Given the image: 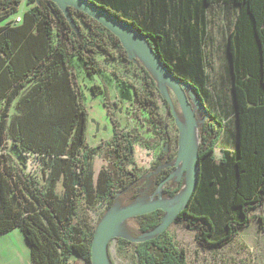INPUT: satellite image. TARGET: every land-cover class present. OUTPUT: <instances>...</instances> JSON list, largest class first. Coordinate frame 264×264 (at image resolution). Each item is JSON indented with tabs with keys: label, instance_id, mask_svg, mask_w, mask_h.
<instances>
[{
	"label": "trees",
	"instance_id": "trees-1",
	"mask_svg": "<svg viewBox=\"0 0 264 264\" xmlns=\"http://www.w3.org/2000/svg\"><path fill=\"white\" fill-rule=\"evenodd\" d=\"M21 1L0 0V21L16 12ZM27 1L33 5L22 13L20 23L9 21L0 26V234L18 227L30 245L32 264H66L72 256L90 264L94 230L73 222L78 202L80 198L87 203L99 199L110 207L118 190H125L138 179L132 159L138 136L133 130L123 132L109 116L112 136L104 144L108 164L94 183L89 159L98 149L89 147L88 110L72 59L81 61L89 77L102 69L96 60L98 52L108 59L136 64L128 60L115 36L84 13L70 9L79 38L55 3ZM89 1L133 25L172 74L189 82L200 101L206 102L203 59L196 44L205 39L206 10L214 0ZM220 1L238 7L227 46L237 123L235 150L222 149L219 162L214 160L212 152L224 125L206 108L208 116L200 114L202 122L198 125V184L175 220L193 230L204 248L228 244L239 229L249 226L255 218L251 212L264 203V0ZM166 7H173L172 17L179 22L176 44L168 36ZM110 43L117 52L111 50ZM114 76L120 81L121 98L132 97L133 116L141 121V113H145L152 133L160 136L163 119L153 78L146 74L143 89ZM17 97L21 113L8 123ZM105 105L108 107L106 100ZM8 135L25 152L45 160L48 186L44 192L23 172V162L11 164L13 159L5 146ZM58 182L62 195L56 192ZM180 186L164 187L162 194L172 197ZM225 209L235 215L225 222L223 234L213 236V218ZM163 214L155 210L141 216L139 234L154 229ZM119 242L129 241L120 238ZM134 251L137 264H187L184 250L165 231L137 243Z\"/></svg>",
	"mask_w": 264,
	"mask_h": 264
},
{
	"label": "rangeland",
	"instance_id": "rangeland-1",
	"mask_svg": "<svg viewBox=\"0 0 264 264\" xmlns=\"http://www.w3.org/2000/svg\"><path fill=\"white\" fill-rule=\"evenodd\" d=\"M93 1L100 2V0ZM32 5L33 3L22 0L17 11L1 20L0 26L8 25L9 19L14 17L20 10H26ZM166 13L168 36L176 44L175 29L179 22L174 21L172 17L173 7H166ZM237 13L238 7L232 4H224L220 0H214L206 10L205 39L202 43L196 44L203 59L204 87L208 92V99L204 105L210 114L220 119L224 125V131L212 152L216 162L220 160L222 149L235 150L237 123L232 98V79L229 70L230 56L227 52V46L229 34L236 22ZM82 29L85 33H88L86 27L82 26ZM109 46L112 51H118L111 43ZM96 60L100 65L105 66L107 75L93 74L89 77L82 70L81 61L76 57L72 59V66L76 71L81 87L82 99L88 110L89 147L98 149L90 155L89 159V168L92 172L94 183L97 181L99 171L108 164V160L104 157V144L112 136V124L109 116L115 118L123 132L133 130L138 136V139L133 143L132 153V159L138 169V179L125 190H118L111 205V207L117 205L118 208H122L133 203L141 196L155 198L158 178L175 170L173 163L178 150V129L175 124L176 117L174 113L180 117V120H182V115L174 95L168 88L174 110V113L170 112V107L160 95L155 79H153L158 110L163 119L161 135H154L145 113H141V121L133 116L132 113L135 108L132 97L120 99L122 97L120 81L114 74L123 80L135 83L143 89V78L146 74L152 78L153 75L143 66L138 64L133 66L120 58L108 59L101 52L96 54ZM27 89H24L20 96ZM19 97L14 100L9 110L8 123L11 122L13 117L21 113L22 106L17 103ZM105 100L108 103V107L105 105ZM197 119L200 120V114ZM13 144L18 146L23 155V166H21V169L33 180L37 188L44 192L48 186V166L45 160L33 152H25L8 135L5 143L7 151ZM12 159L11 164L17 165L18 161L14 157ZM178 183L181 184L179 189L181 190L184 185L183 175L179 180L174 177L166 182L163 188L175 186ZM62 190L61 183L58 182L56 184V192L62 195ZM162 196L165 199L168 198L166 195ZM108 210L109 207L103 200L97 199L94 203H87L83 198H80L73 222L87 229L94 230ZM251 214L255 218L250 222L249 226L239 229L232 241L219 248L202 247L196 241L193 230L176 222L170 224L165 233L171 237L178 248L184 250L187 264H264V203L253 210ZM234 215L235 213L228 209L217 211L213 218L215 231L213 236L223 234L225 222ZM259 218H262V220ZM140 221V217L126 220L123 223L126 226L125 236L137 238L139 236L138 227ZM119 239L112 240L108 245L110 264H137L134 251L137 243L129 241L126 244H121ZM79 260L82 264H86L83 260Z\"/></svg>",
	"mask_w": 264,
	"mask_h": 264
},
{
	"label": "water",
	"instance_id": "water-1",
	"mask_svg": "<svg viewBox=\"0 0 264 264\" xmlns=\"http://www.w3.org/2000/svg\"><path fill=\"white\" fill-rule=\"evenodd\" d=\"M50 1L57 5L69 26L79 38L80 33L70 9L84 13L115 36L126 52L128 60L135 64H141L153 75L160 95L170 107V112L174 113L168 93V88L170 89L182 115V120L175 116V124L178 129V150L173 163L175 170L158 183L155 192L156 197H151L145 203L134 201L115 210V205L110 206L93 231L90 245V264H110L108 245L112 240L122 238L140 243L156 237L166 231L170 224L175 222L179 213L187 207L197 187L200 171L198 125L202 120H198L197 116L201 114L203 117H207L208 113L205 105L195 95L193 86L172 74L171 70L161 62L145 37L133 25L115 17L89 0ZM8 153L18 162H23V155L16 144L11 145ZM182 175L184 177L182 189L172 197L163 198L162 189L164 184L174 177L179 180ZM155 210H161L164 214L160 223L151 231L141 233L137 238H128L120 230L126 220L141 217Z\"/></svg>",
	"mask_w": 264,
	"mask_h": 264
},
{
	"label": "crops",
	"instance_id": "crops-1",
	"mask_svg": "<svg viewBox=\"0 0 264 264\" xmlns=\"http://www.w3.org/2000/svg\"><path fill=\"white\" fill-rule=\"evenodd\" d=\"M25 11L26 10H20L14 17L9 19V21H12L18 16L21 17L22 13ZM101 67L102 69L96 74L100 76L107 75L105 66L101 65ZM0 264H32L30 245L23 232L18 227L11 228L0 234ZM66 264H82V262L72 256Z\"/></svg>",
	"mask_w": 264,
	"mask_h": 264
},
{
	"label": "bare ground",
	"instance_id": "bare-ground-1",
	"mask_svg": "<svg viewBox=\"0 0 264 264\" xmlns=\"http://www.w3.org/2000/svg\"><path fill=\"white\" fill-rule=\"evenodd\" d=\"M173 107V106H172ZM174 111V110H173ZM175 114V113H174ZM175 116L178 118V119H180V117H178L176 114H175ZM151 199V197H148V196H141V197H139V198H137L136 200H135V202H137V203H145V202H148L149 200ZM115 209H118V206L117 205H115L114 206V210ZM120 230L122 231V233H125L126 232V226L125 225H122L121 227H120Z\"/></svg>",
	"mask_w": 264,
	"mask_h": 264
},
{
	"label": "built area",
	"instance_id": "built-area-1",
	"mask_svg": "<svg viewBox=\"0 0 264 264\" xmlns=\"http://www.w3.org/2000/svg\"><path fill=\"white\" fill-rule=\"evenodd\" d=\"M21 22V17L20 16H18V17H16L15 19H13L12 20V23L13 24H18V23H20ZM139 66H142L141 64H138Z\"/></svg>",
	"mask_w": 264,
	"mask_h": 264
}]
</instances>
